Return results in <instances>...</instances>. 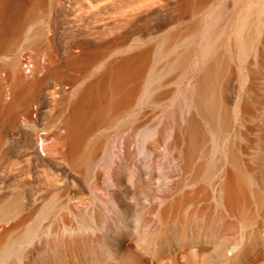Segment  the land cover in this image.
Segmentation results:
<instances>
[{
	"label": "rangeland",
	"instance_id": "374dc122",
	"mask_svg": "<svg viewBox=\"0 0 264 264\" xmlns=\"http://www.w3.org/2000/svg\"><path fill=\"white\" fill-rule=\"evenodd\" d=\"M112 1L0 0V205L23 199L0 217V237L38 221L15 264H264V0H127L140 5L130 21L129 6L98 12ZM114 20L122 26L102 33ZM174 30L186 55L167 87L185 92L200 78L218 102L213 186L192 178L209 144L206 115H189L168 148L147 139L136 150L133 131L173 113V93L164 107L136 100L103 116L78 100L104 81L103 57L91 56L101 40ZM77 104L96 114L79 146L69 128Z\"/></svg>",
	"mask_w": 264,
	"mask_h": 264
},
{
	"label": "bare ground",
	"instance_id": "6f19581e",
	"mask_svg": "<svg viewBox=\"0 0 264 264\" xmlns=\"http://www.w3.org/2000/svg\"><path fill=\"white\" fill-rule=\"evenodd\" d=\"M112 5L111 11L98 7V12H110L112 15L114 14L116 16L122 12V7L129 6L126 12H129L126 16V20L130 21V19L137 16V8L140 7V5L132 4V2H128L127 0L125 2L113 0ZM6 10L7 8L0 4V15L4 14ZM245 10L250 13L253 11V8L246 7ZM23 12H31V14H34L29 10ZM117 20H114L102 33H113L116 31L117 27L122 26V23ZM176 30L178 31V28ZM173 32H175V30ZM176 32L174 33L175 35H171L177 36L179 32ZM171 35H152L144 42H127L129 36L117 33L112 34L111 37L106 40H101L99 44H96L98 46L95 45L97 49L91 52V56L103 57V63H105L104 81L102 83H93L89 86L90 88L86 87L83 88V90L81 89V92L78 94V100L79 102L81 101L88 104L94 111L99 112V116H103L107 115L109 112H120L121 109L131 106L136 100L142 105L149 102L153 106L164 107L165 102L162 100H164L168 93H173L172 101L176 99L179 100V104L174 108L173 113H163L161 117L152 118L151 122L146 126L144 125L139 128L136 125L137 127L135 126L136 128L134 131L131 129L134 132L133 140L136 143V150L139 153L143 152L144 144L147 139H150L154 143L160 142L161 140L168 148L167 144L171 134L174 132V135L177 131H183L185 129L184 127L189 115H193L199 120L205 119L204 115H206L205 121L207 126L205 133L207 136L209 135V144L201 154L204 159H201L198 165H196L197 170L195 169L196 172L192 178L202 179L213 186L215 174L219 168L218 159L215 158V122L217 121L218 102L216 99H211L206 96V91L203 87L204 84L200 78H197L195 84L191 85L188 91L185 92L182 90V92L179 93L177 89L174 90L173 88L167 87L166 72L179 69L186 55L185 47L180 41V37L177 36L178 39L172 42ZM120 42H123V47L118 51H122L123 55L117 58L118 56H114V54L117 52L116 48ZM112 50H114L113 55ZM77 105L78 106L72 109V118L70 117L69 128L71 129V135L73 136L75 144L79 146L81 145L80 136L87 129L92 127V121L96 114L93 115L88 113L87 110L82 109L79 104ZM138 118V116L133 115L130 116L127 121L138 120ZM140 120L143 121V119ZM142 121L138 122V124L142 123ZM126 122H124V125ZM83 125L87 126L81 128ZM121 125H119V127ZM125 127L121 126L118 134L120 130ZM127 132L124 137L127 136ZM104 135L102 137H104ZM117 138L119 139V137ZM101 139L95 140V142L90 145V151H94V149L98 147L97 145ZM133 140L130 141L133 142ZM93 151L91 153H93ZM95 151L97 152V150ZM93 154L95 156V153ZM213 198L214 201L218 202L217 194H214ZM22 200H20V195L16 194L5 202H1L0 217L6 219L14 210L17 211V209H20V206H22L20 202ZM37 225L38 221L33 220L27 226L22 227L17 234H14V236L6 242L0 237V242L4 243L0 247V264H15L17 262V251L20 242L24 237H31L35 233Z\"/></svg>",
	"mask_w": 264,
	"mask_h": 264
},
{
	"label": "built area",
	"instance_id": "2783aa9c",
	"mask_svg": "<svg viewBox=\"0 0 264 264\" xmlns=\"http://www.w3.org/2000/svg\"><path fill=\"white\" fill-rule=\"evenodd\" d=\"M24 66H25L27 72H29V71H30V62H26V63L24 64ZM52 88H53V90H54V89L57 88V86L55 85V86H53ZM42 108H43V105H42L39 101H38V102H34V104H33V116H34L35 118H36L37 115L42 111Z\"/></svg>",
	"mask_w": 264,
	"mask_h": 264
}]
</instances>
